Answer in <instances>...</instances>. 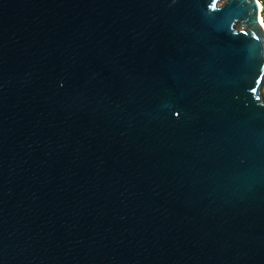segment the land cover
Segmentation results:
<instances>
[{
  "label": "water",
  "instance_id": "water-1",
  "mask_svg": "<svg viewBox=\"0 0 264 264\" xmlns=\"http://www.w3.org/2000/svg\"><path fill=\"white\" fill-rule=\"evenodd\" d=\"M256 0H0V264H264Z\"/></svg>",
  "mask_w": 264,
  "mask_h": 264
},
{
  "label": "built area",
  "instance_id": "built-area-1",
  "mask_svg": "<svg viewBox=\"0 0 264 264\" xmlns=\"http://www.w3.org/2000/svg\"><path fill=\"white\" fill-rule=\"evenodd\" d=\"M258 5V17L260 24L264 30V0H256ZM264 92V88H263Z\"/></svg>",
  "mask_w": 264,
  "mask_h": 264
},
{
  "label": "bare ground",
  "instance_id": "bare-ground-1",
  "mask_svg": "<svg viewBox=\"0 0 264 264\" xmlns=\"http://www.w3.org/2000/svg\"><path fill=\"white\" fill-rule=\"evenodd\" d=\"M258 19H259V17H258Z\"/></svg>",
  "mask_w": 264,
  "mask_h": 264
}]
</instances>
